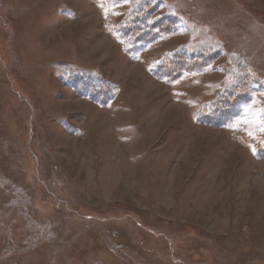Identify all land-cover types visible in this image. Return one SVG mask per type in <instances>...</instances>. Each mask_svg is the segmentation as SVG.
Wrapping results in <instances>:
<instances>
[{
	"label": "rangeland",
	"instance_id": "obj_1",
	"mask_svg": "<svg viewBox=\"0 0 264 264\" xmlns=\"http://www.w3.org/2000/svg\"><path fill=\"white\" fill-rule=\"evenodd\" d=\"M139 1L0 0V264H264V0H159L178 29L132 52ZM179 48L217 55L156 77ZM229 83L251 85L235 117L198 119Z\"/></svg>",
	"mask_w": 264,
	"mask_h": 264
},
{
	"label": "trees",
	"instance_id": "obj_2",
	"mask_svg": "<svg viewBox=\"0 0 264 264\" xmlns=\"http://www.w3.org/2000/svg\"><path fill=\"white\" fill-rule=\"evenodd\" d=\"M158 3L159 0H142L132 3L125 18L119 22L118 36L127 50L136 52L144 45L163 38L178 29V26L173 24L171 16L154 15ZM214 54V52L203 53L202 50L188 52L184 48H179L157 61L153 65L152 72L159 79L174 81L182 75L209 69L212 60L217 55ZM254 83L263 84L261 81ZM72 84L79 95L100 104L111 101L115 95V89L111 83L88 75L75 77ZM248 90H251V85L242 91L238 85L227 84L225 89L199 112L198 119L208 124L222 125L231 117H235L242 108L241 104L248 101L246 99ZM257 154L264 157V142L257 148Z\"/></svg>",
	"mask_w": 264,
	"mask_h": 264
},
{
	"label": "bare ground",
	"instance_id": "obj_3",
	"mask_svg": "<svg viewBox=\"0 0 264 264\" xmlns=\"http://www.w3.org/2000/svg\"><path fill=\"white\" fill-rule=\"evenodd\" d=\"M117 147L119 149V145H117ZM130 151H128V152H130ZM81 154H83V153H81ZM125 155H126V153H125ZM84 161H86V160H84ZM126 166H127V167H125L126 172H123V173L120 174L121 179L124 178V182L123 183H126L125 185H126V188H128V190L139 189L140 188V186H139L140 185V181L138 180L139 179L138 170H137L138 164L130 161V158H128ZM95 167H96V165H95ZM142 178H143V176H142ZM121 179H120V181H121ZM116 181L117 182H115L114 180H111V182H110V178H107L105 180V182L109 184V187H110V189H112V191L114 189L116 191V188L120 187V185H121V183L118 182V180H116ZM95 184H97L99 186H103L104 182H100L99 183L98 180H97ZM103 187H105V186H103ZM112 191L110 190V192H112Z\"/></svg>",
	"mask_w": 264,
	"mask_h": 264
}]
</instances>
